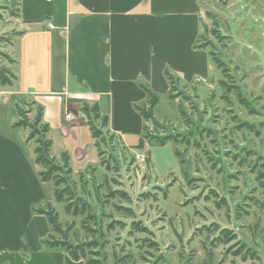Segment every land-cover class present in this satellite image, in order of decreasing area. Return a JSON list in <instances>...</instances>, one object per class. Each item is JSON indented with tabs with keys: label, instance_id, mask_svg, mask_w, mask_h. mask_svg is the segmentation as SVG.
<instances>
[{
	"label": "rangeland",
	"instance_id": "rangeland-1",
	"mask_svg": "<svg viewBox=\"0 0 264 264\" xmlns=\"http://www.w3.org/2000/svg\"><path fill=\"white\" fill-rule=\"evenodd\" d=\"M14 2L0 0V65L16 76L11 86H0V162L36 172L35 139L16 124L18 109L33 122L37 107L20 92L44 82L46 44L30 33L21 37ZM197 16L188 36L201 54L198 69L165 67L173 88L166 77L165 89L149 88L158 98L156 124L142 120L147 126L126 134V146L116 138L101 146L108 164H98L94 148L79 161L72 137L62 131L46 135L56 163L68 154L70 179L88 208L83 216L66 215L51 183H40L44 199L35 207L50 204L74 240L99 239L93 257L104 264H264V0H203ZM200 37L205 50L196 48ZM82 129L85 150L91 138L87 126ZM140 140L147 147H138ZM136 152L148 162L138 164ZM223 230L229 231L227 242Z\"/></svg>",
	"mask_w": 264,
	"mask_h": 264
},
{
	"label": "crops",
	"instance_id": "crops-1",
	"mask_svg": "<svg viewBox=\"0 0 264 264\" xmlns=\"http://www.w3.org/2000/svg\"><path fill=\"white\" fill-rule=\"evenodd\" d=\"M202 1L19 0L17 31L45 38L46 44L44 82L20 94L42 107V123L51 131L72 137L79 161L93 146L90 140L84 150L85 123L71 99L106 102L109 132L124 144L126 134L146 127L134 109L146 101L140 84L165 89V67L198 69L201 54L193 51L188 33ZM65 114L74 119L65 121ZM37 172L0 162V264H84L41 245L49 226L32 212L44 199Z\"/></svg>",
	"mask_w": 264,
	"mask_h": 264
},
{
	"label": "trees",
	"instance_id": "trees-1",
	"mask_svg": "<svg viewBox=\"0 0 264 264\" xmlns=\"http://www.w3.org/2000/svg\"><path fill=\"white\" fill-rule=\"evenodd\" d=\"M19 0H15L12 5L13 10L15 11V16L18 13ZM215 38L223 39L225 37L221 36L218 30H212ZM20 34V33H17ZM201 38L197 49H206V43H201ZM9 42V41H8ZM211 59L217 65L218 68L225 67L224 63L221 62L213 53L209 52ZM9 61L10 64H14V60L11 59L8 55L3 54ZM222 72H226V69H223ZM165 77L170 82L172 87V79L170 75L165 71ZM15 80V76L12 74L10 69L6 66L0 65V86H11L12 82ZM141 89L146 94V101L141 105H135L134 109L138 112L139 116L146 123L156 124V120L153 116V109L158 102L157 96L143 84H140ZM173 95H170L171 98ZM241 101H243L241 99ZM71 103H77L79 108L78 112L82 115L85 125L87 126L92 141V146L97 152L99 159V165L108 164L109 155H106V159H103V154L105 152L101 146L108 145L113 139L114 135L110 134L108 123V105L106 102H93L88 103L78 99L69 100ZM34 104V103H33ZM36 114L34 116L33 122L28 123L26 119V112L18 109L19 121L16 124L17 127H28L30 129L29 140L35 139L36 147L34 148V164L39 167L37 172V178L40 183H51L53 190L52 195L55 202L63 204L64 213L68 216L78 217L83 216L87 213L88 205L82 201L76 195L75 184L71 181L70 176L72 174V169L69 167V156L66 152L61 154V163H56L53 158L49 156V149L51 146L50 140L46 138L47 133L49 132V127L47 124L42 123V112L43 109L40 106H36ZM147 126V125H146ZM145 127H143L144 129ZM148 138V137H144ZM156 144H165V139H155ZM138 147L143 149L144 141L140 140ZM142 151V150H141ZM178 156V152H176ZM147 161V158H146ZM148 162V161H147ZM78 176L82 177L83 172L77 173ZM122 197H125V194L119 192ZM126 212H129V209H123ZM32 212L38 215L45 217L47 224L49 226V232L44 239L41 240V245L47 250H59L66 253L69 258L73 261H83L84 264H104V262L99 259H96L93 256H97L98 253L92 251V249H97L99 246V239L81 242L77 238L75 240L69 235V227L63 229L59 218L54 209L50 204L45 206L33 207ZM88 218H93L92 215H88ZM134 230L141 231L138 223H132ZM84 230L88 233H95L97 230L93 231L88 226H82ZM224 240L227 242L229 240V231L223 230L221 232ZM97 254V255H96ZM104 260V259H103Z\"/></svg>",
	"mask_w": 264,
	"mask_h": 264
},
{
	"label": "built area",
	"instance_id": "built-area-1",
	"mask_svg": "<svg viewBox=\"0 0 264 264\" xmlns=\"http://www.w3.org/2000/svg\"><path fill=\"white\" fill-rule=\"evenodd\" d=\"M74 119V116L71 114H65L64 116V120L69 122L72 121ZM134 160L138 163V164H143L146 161V156L144 153L139 152V153H135L134 154Z\"/></svg>",
	"mask_w": 264,
	"mask_h": 264
}]
</instances>
